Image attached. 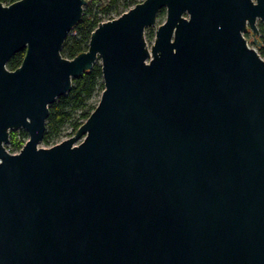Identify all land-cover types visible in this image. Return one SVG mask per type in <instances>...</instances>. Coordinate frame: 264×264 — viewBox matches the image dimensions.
I'll return each instance as SVG.
<instances>
[{"label": "water", "instance_id": "obj_1", "mask_svg": "<svg viewBox=\"0 0 264 264\" xmlns=\"http://www.w3.org/2000/svg\"><path fill=\"white\" fill-rule=\"evenodd\" d=\"M86 5L0 2V264H264V0H144L66 58ZM98 61L95 110L39 147Z\"/></svg>", "mask_w": 264, "mask_h": 264}, {"label": "trees", "instance_id": "obj_2", "mask_svg": "<svg viewBox=\"0 0 264 264\" xmlns=\"http://www.w3.org/2000/svg\"><path fill=\"white\" fill-rule=\"evenodd\" d=\"M16 1L18 0H0L5 5H10ZM142 1L144 0H109L104 5L101 0H87L82 20L66 38L61 51L62 55L73 59L86 51L92 32L101 22L119 17ZM165 16L166 11L163 9L159 12L158 19L165 20ZM145 33L148 41L154 40L153 28H147ZM249 34L250 32L246 33L245 36ZM258 42L260 45L256 46L257 52L264 58V26L262 23L259 24ZM24 56L25 50L16 53L7 63V68L16 70L22 64ZM104 88L102 66L98 61L90 71L74 78L71 90L66 95L58 97L50 105L42 143L49 147L56 145L66 125H70L72 133L75 134L95 110L100 99L96 102L93 99L96 95L100 96ZM28 138V133L24 130L11 132L9 152L18 153Z\"/></svg>", "mask_w": 264, "mask_h": 264}, {"label": "rangeland", "instance_id": "obj_3", "mask_svg": "<svg viewBox=\"0 0 264 264\" xmlns=\"http://www.w3.org/2000/svg\"><path fill=\"white\" fill-rule=\"evenodd\" d=\"M101 2H102L104 5H106V4L109 2V0H101ZM163 21H164V19H160V20L158 19L157 25H160ZM259 24H260V23H258V26H259ZM262 25L264 26V24H262ZM152 28L154 29V32H155L156 27H152ZM145 35H146V33H145ZM145 37H146V36H145ZM246 37H247V39L249 40V42L251 43V42H252L251 32H250V34H249L248 36H246ZM146 40H147V38H146ZM152 42H153V41H148V40H147V43H148L149 45H151ZM263 59H264V58H263ZM100 96H101V95H100ZM100 96H99V95H96L95 98H94L93 100L96 102L98 99H100ZM19 131H22V129H20ZM16 132H17V131H16ZM73 135H74V134L72 133V128L70 127V125H66V126L64 127V130L62 131L61 137L57 140V143H56V144H58V143H60V142H62V141H64V140L70 138V137L73 136ZM39 147H45V148H48L49 146H46V145H44L43 143H41V144L39 145ZM6 148H7V150L9 151V144L6 145Z\"/></svg>", "mask_w": 264, "mask_h": 264}, {"label": "built area", "instance_id": "obj_4", "mask_svg": "<svg viewBox=\"0 0 264 264\" xmlns=\"http://www.w3.org/2000/svg\"><path fill=\"white\" fill-rule=\"evenodd\" d=\"M5 5V4H4ZM106 21H108V20H106Z\"/></svg>", "mask_w": 264, "mask_h": 264}]
</instances>
